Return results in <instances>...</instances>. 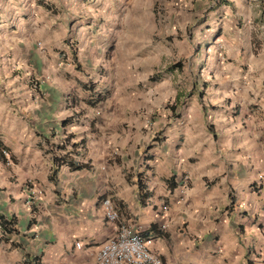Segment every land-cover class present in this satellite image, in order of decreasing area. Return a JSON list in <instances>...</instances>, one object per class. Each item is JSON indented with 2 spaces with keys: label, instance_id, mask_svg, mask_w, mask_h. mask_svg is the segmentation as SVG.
<instances>
[{
  "label": "crops",
  "instance_id": "1",
  "mask_svg": "<svg viewBox=\"0 0 264 264\" xmlns=\"http://www.w3.org/2000/svg\"><path fill=\"white\" fill-rule=\"evenodd\" d=\"M206 1H196L199 11ZM226 1L230 8L225 2L215 11L262 13L253 0ZM71 2L0 0V214L15 220V231L0 244V264L92 262L115 234L104 198L150 240L162 264H264V44L255 47V29L249 53L236 59L245 69L215 74L217 84L194 98L165 138L150 143L149 134L129 137L123 128L97 139L93 106L80 99L87 96L82 84L94 80L83 51L95 36L65 21ZM72 36L85 39L77 44L80 70L70 52L51 50ZM60 154L87 167H57L53 158ZM138 177L151 194L144 204ZM29 186L40 193L30 194ZM162 203L169 207L164 220Z\"/></svg>",
  "mask_w": 264,
  "mask_h": 264
},
{
  "label": "rangeland",
  "instance_id": "2",
  "mask_svg": "<svg viewBox=\"0 0 264 264\" xmlns=\"http://www.w3.org/2000/svg\"><path fill=\"white\" fill-rule=\"evenodd\" d=\"M196 1L70 3L65 21L95 36L94 46L83 52L84 69L94 79L88 83H96L97 89L105 93V99L93 106L90 115L97 124L95 129L92 126L97 139L122 134L124 128L129 137L149 134L150 143L162 140L175 119H184L186 107L194 98L213 89L212 84H217L215 74L239 65L245 69L243 64H236V59L249 53L250 28L255 29V47L258 51L262 48L264 0L250 1L255 12L262 11L258 16L234 15L228 10L231 1L224 7L227 12L215 11L226 0H207L199 11ZM64 43L50 44L51 50L63 48L71 53L69 49H77L81 43L83 47L85 39L72 36ZM177 61L180 69H168ZM151 75H159L160 79L151 81ZM82 94L80 99L84 100Z\"/></svg>",
  "mask_w": 264,
  "mask_h": 264
},
{
  "label": "built area",
  "instance_id": "3",
  "mask_svg": "<svg viewBox=\"0 0 264 264\" xmlns=\"http://www.w3.org/2000/svg\"><path fill=\"white\" fill-rule=\"evenodd\" d=\"M39 46L41 44H38ZM1 153L8 157L9 153L3 149ZM188 176L183 174L181 178V190L187 186ZM30 194H38L33 186L28 187ZM102 205L105 210V218L113 223L115 234L104 240L95 255L92 262L84 264H162L158 255L149 249L150 240H143L135 231L133 225L129 222L122 221L119 218L118 211L112 204L110 198H104ZM169 207L166 203H162L159 208V216L163 220L166 219ZM166 227L165 221L161 223L160 228ZM4 234L3 227L0 222V235ZM74 246L77 249L82 248V242L76 240Z\"/></svg>",
  "mask_w": 264,
  "mask_h": 264
},
{
  "label": "trees",
  "instance_id": "4",
  "mask_svg": "<svg viewBox=\"0 0 264 264\" xmlns=\"http://www.w3.org/2000/svg\"><path fill=\"white\" fill-rule=\"evenodd\" d=\"M226 3H229V2L226 1ZM70 51H71L70 57L72 59L75 69L80 70L82 68V64L79 61L77 49L70 48ZM173 68L180 69L181 68L180 61H177L172 66H170L168 69H173ZM149 78L151 79V81L160 79L159 75H151ZM82 87L87 92V96L84 98V102L87 105L95 106L105 99V93L97 89L96 83H93V82L83 83ZM200 98H202L201 95H200ZM170 107L173 108V106H170ZM66 121L67 119L64 120L63 124ZM72 145L73 147H75L77 143L74 142ZM53 160L55 161L57 167L61 164H66L69 166L70 169H73V170L83 169L87 167L86 163H80V162H75L71 160V158L67 156V154L56 155L54 156ZM55 172H56V167L53 169L52 173L54 174ZM50 178L52 179V174ZM166 183H167V187L171 190L176 186V182L172 180V177L167 178ZM136 185H137L139 201L141 204L142 203L144 204L145 199L150 197L151 194L145 188V184L144 182L141 181L140 177L137 178ZM0 222L3 227V232H4V234L0 235V244H1L3 242L8 241L9 235L15 231V220L13 217L7 218L4 215L0 214Z\"/></svg>",
  "mask_w": 264,
  "mask_h": 264
}]
</instances>
